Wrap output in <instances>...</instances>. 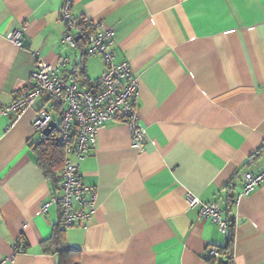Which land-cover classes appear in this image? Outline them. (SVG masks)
Here are the masks:
<instances>
[{
	"label": "crops",
	"instance_id": "obj_1",
	"mask_svg": "<svg viewBox=\"0 0 264 264\" xmlns=\"http://www.w3.org/2000/svg\"><path fill=\"white\" fill-rule=\"evenodd\" d=\"M65 0H0V262L57 264L43 244L64 228L77 264H264V183L239 198L244 175L264 171V0H72V15L114 32V62L140 81L139 120L145 150L132 147L126 125L103 126L94 153L79 164L95 188L96 211L86 225L65 228L58 196L31 146L37 112L60 116L44 98L16 118L5 109L24 91L35 55L77 75L81 89L105 63L62 44ZM21 31V45L11 41ZM80 38V39H79ZM189 197L216 204L229 231L200 218ZM227 253L210 261L209 249ZM23 250L16 253V248Z\"/></svg>",
	"mask_w": 264,
	"mask_h": 264
},
{
	"label": "built area",
	"instance_id": "obj_2",
	"mask_svg": "<svg viewBox=\"0 0 264 264\" xmlns=\"http://www.w3.org/2000/svg\"><path fill=\"white\" fill-rule=\"evenodd\" d=\"M72 0H65L60 20L67 27L62 44L70 49L78 47L77 37L87 44V53L99 56L105 63L102 76L89 89H81L77 75L64 76L61 68L66 67L67 59L61 58L56 65L44 63L38 55L36 68L28 87L5 109V114L16 118L32 108L39 98H44L54 112L60 116L56 124L51 112L42 109L36 113L33 128L36 133L44 132L55 123L59 127L58 143L65 153L64 166L60 173V194L45 203L42 213L50 207L60 208L61 222L65 228L88 224L96 211L95 188L86 187L79 175V164L90 156L97 147L100 129L110 122L126 125L129 129L132 147L142 153L147 142L146 130L139 120L140 81L128 63L114 62L111 52L114 32L102 26L94 27L85 20L82 25L72 15ZM12 43L21 45V31L11 35ZM244 188L241 196L248 195L264 183V171L257 176L244 175ZM190 208L200 207V218L216 224L219 230L227 234L229 222L224 212L216 204H202L196 197H189ZM21 247L16 253L22 252ZM220 255L216 248L209 249L208 259ZM14 257L4 259L0 264L13 262Z\"/></svg>",
	"mask_w": 264,
	"mask_h": 264
},
{
	"label": "trees",
	"instance_id": "obj_3",
	"mask_svg": "<svg viewBox=\"0 0 264 264\" xmlns=\"http://www.w3.org/2000/svg\"><path fill=\"white\" fill-rule=\"evenodd\" d=\"M78 20L82 25H85V19L81 18ZM83 45L85 47V53L88 55V46L84 41ZM58 128L59 127H56L49 135H41L42 138L34 143L31 148L37 157L39 167L42 169L46 177L52 180V182L60 184V173L64 166L65 153L58 143ZM232 243L230 234L226 248L218 249L220 254L227 253L230 263L233 260ZM43 246L48 252L57 255V264H77V256L79 252L72 249L66 243L64 228L57 229L54 236L49 241L44 242ZM209 260L212 261L214 259Z\"/></svg>",
	"mask_w": 264,
	"mask_h": 264
},
{
	"label": "water",
	"instance_id": "obj_4",
	"mask_svg": "<svg viewBox=\"0 0 264 264\" xmlns=\"http://www.w3.org/2000/svg\"><path fill=\"white\" fill-rule=\"evenodd\" d=\"M56 127L57 125L55 123H52L50 127L44 132V135H49Z\"/></svg>",
	"mask_w": 264,
	"mask_h": 264
}]
</instances>
